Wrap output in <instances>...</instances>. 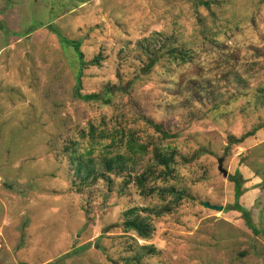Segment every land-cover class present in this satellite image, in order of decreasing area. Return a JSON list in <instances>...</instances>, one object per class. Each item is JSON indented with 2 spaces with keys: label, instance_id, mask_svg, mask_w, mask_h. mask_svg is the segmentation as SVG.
Masks as SVG:
<instances>
[{
  "label": "rangeland",
  "instance_id": "374dc122",
  "mask_svg": "<svg viewBox=\"0 0 264 264\" xmlns=\"http://www.w3.org/2000/svg\"><path fill=\"white\" fill-rule=\"evenodd\" d=\"M58 33L81 42L85 61L99 58L80 86L77 56ZM166 46L191 57L147 70ZM106 87L109 104L76 94ZM260 89L264 0H0V264H264V127L229 142L264 125ZM130 136L148 150L131 170L151 165L156 148L178 152L175 179L157 184L184 198L151 214L146 240L124 231V212L174 198L141 195L128 173L83 182L72 161L89 149L99 165L128 155ZM220 158L246 179L240 203L263 233L225 211L234 184Z\"/></svg>",
  "mask_w": 264,
  "mask_h": 264
},
{
  "label": "trees",
  "instance_id": "16d2710c",
  "mask_svg": "<svg viewBox=\"0 0 264 264\" xmlns=\"http://www.w3.org/2000/svg\"><path fill=\"white\" fill-rule=\"evenodd\" d=\"M199 5L209 7L210 2H203L199 1ZM59 34V33H58ZM61 37V41L64 42L65 45L72 48V50L75 52L78 63L80 66L79 75H78V86L81 84V75L83 68L88 65H98L99 64V58L96 57L95 59L87 62L84 58V53L81 49V42L76 40H67V38L61 34H59ZM68 43V44H67ZM167 45V44H165ZM164 52L160 55L157 54H151L150 61L147 64L146 69H151L154 64L159 61L164 56H168L169 59L180 62H186L187 59L190 56L189 50L187 49H180L178 46L171 47L166 46V48H162ZM79 90V89H78ZM76 91L77 96H79L83 100H94V101H104L105 104L110 103V99L108 98V94L113 93V89L110 87H106V94L104 95H98L97 93L92 94H86L82 95ZM260 93L264 96V89H260ZM107 97V98H106ZM150 123L153 125L154 129L162 133L163 136L167 137L168 133L164 131V129L158 125L150 121ZM264 125L259 126L249 132L247 135L242 137L241 139L236 138L235 136L229 137L230 144L234 143H241L244 139L247 137L253 136L256 131H258L260 128H263ZM92 133L94 134V128L92 129ZM126 148L129 152L128 155L126 154H116L112 156H104L101 159V167L104 171H98L99 168V159H95L92 157H89L88 155L91 154L90 149L87 152V154H81L77 158L73 159L72 161L75 164L76 167V174L82 179L83 182L87 180H96L98 178L104 179L106 177V173H115V174H126L128 173L131 179V182L135 183L136 186L140 189L141 195L144 196H150V195H159L160 197H164L167 195L172 196L174 199L172 203L165 204L157 209V207H147V208H138L133 207L124 212V222H123V229L126 232L134 233L138 237L146 240L151 237L153 232L155 231V228L150 221L151 214L160 217L164 214L171 213L173 209L175 208V205L179 204V202L184 198V191L177 190L174 185H171L170 187H160L158 186V181H168L171 179H175L176 177V157L178 156V152L176 149H168L163 150L160 148H156L152 152V159L153 163L151 165H148L144 167L143 169H137V170H131L133 169V165L135 164L134 156L138 152H146L148 151L146 146L143 144H139L134 137L130 136L129 139L126 142ZM73 155V154H72ZM134 155V156H133ZM183 159H187L186 157H183ZM98 166V167H97ZM131 171L136 172L135 175L131 173ZM261 179L263 177L262 174L259 172H255ZM228 179L233 182L234 184V197L235 201L233 204H230L225 211H238L241 213V217L245 221V225L253 231L255 235H259L263 233L262 230L258 229L256 224L253 221L252 213L251 211L243 206L240 203L242 195L245 193L244 185L246 183V179L244 178L243 174L236 170L234 174H229L228 172ZM264 182V179H262ZM130 181V180H129ZM147 185H150L149 187ZM142 250H147V254H150L154 251L152 246H144L142 247ZM143 256L142 253H139L137 256H134L136 263H139L141 260V257ZM127 264H132V262H127Z\"/></svg>",
  "mask_w": 264,
  "mask_h": 264
},
{
  "label": "water",
  "instance_id": "95a60500",
  "mask_svg": "<svg viewBox=\"0 0 264 264\" xmlns=\"http://www.w3.org/2000/svg\"><path fill=\"white\" fill-rule=\"evenodd\" d=\"M219 170L223 173L224 176H228V171L223 168V158L219 159ZM201 204L206 208L214 209L217 211H222L224 209L222 206H215L208 202H201Z\"/></svg>",
  "mask_w": 264,
  "mask_h": 264
}]
</instances>
